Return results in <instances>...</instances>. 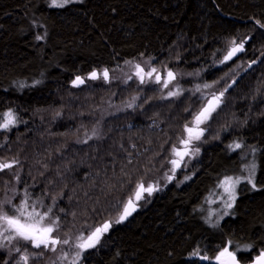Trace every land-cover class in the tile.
I'll list each match as a JSON object with an SVG mask.
<instances>
[{
  "label": "trees",
  "instance_id": "16d2710c",
  "mask_svg": "<svg viewBox=\"0 0 264 264\" xmlns=\"http://www.w3.org/2000/svg\"><path fill=\"white\" fill-rule=\"evenodd\" d=\"M256 19L264 22V0H84L64 9L49 8L47 0H0V111L13 108L26 121L0 132V159L18 157L22 167L19 184L12 176L16 168L0 172V198L11 195L6 183L19 190L26 182L46 204L55 198L62 232L74 234L115 219L137 183L158 184L160 190L145 193L101 246L85 253L86 264H203L188 260L194 248L212 256L229 240L241 249L252 244L238 259H254L264 250V190L240 192L234 215L218 228L206 222V203L226 175L239 173L242 155L252 159L253 146L261 166L257 183L264 185V39ZM247 36L253 39L244 52L214 64L231 39ZM253 59L258 63L245 71ZM137 63L161 75L165 66L176 72L173 84L182 94L163 99L160 84H140L134 76L125 83ZM237 63L241 67L222 80ZM104 68L110 83L72 86L77 74ZM233 78L224 104L203 127L193 175L182 182L179 173L180 183L176 175L169 182L172 148L182 147L184 125L203 106L195 86L219 80L204 90L208 95ZM132 96L140 97L137 107L126 108ZM89 136L87 143L77 142ZM235 142L242 148L228 147ZM0 255L8 258L6 251Z\"/></svg>",
  "mask_w": 264,
  "mask_h": 264
},
{
  "label": "snow or ice",
  "instance_id": "6c2138e0",
  "mask_svg": "<svg viewBox=\"0 0 264 264\" xmlns=\"http://www.w3.org/2000/svg\"><path fill=\"white\" fill-rule=\"evenodd\" d=\"M84 0H47L48 7L52 9H64L67 6L74 3H83ZM255 25L262 31L259 32V38L264 39V22L259 19L255 20ZM38 40L43 39L42 36L36 37ZM252 36H247L237 42L236 38L231 39L228 47L223 50L222 58L219 60L214 59V64L217 66L228 64L232 61L238 53L245 51V45L252 40ZM221 51V50H217ZM264 55V53H262ZM126 63H132L127 61ZM256 59L251 60L247 68V71L251 69L253 65L257 64ZM241 67L239 63L231 67L225 72V75L221 77L222 80H226L229 76H232L237 68ZM135 71L132 75H129L125 83L128 80H132L133 76L138 79L140 84L151 82L160 84L161 97L163 99L177 98L182 94V89L179 84H173V81L177 80V73L168 69L165 66L166 75L162 78L161 74L155 67H150L148 71H145L141 64L134 65ZM155 74V75H154ZM189 75H199V73H190ZM147 77V81H146ZM102 79L105 83H110L112 77L110 76V69L104 68L102 71L92 70L85 75L77 74L72 80L73 87H79L85 84L86 80L96 81ZM236 79L233 78L231 83H227L223 90L212 91L208 95H204V90L214 88L215 84L220 83L219 80L214 81L213 84L204 83L202 86L197 84L194 89V93H201V99L203 100V106L199 111L195 112L191 125H184V132L187 134L186 138L180 140V144L183 146L178 149L173 146L172 155L178 159H170L169 163L172 165L171 175L165 174L166 179L171 182L174 179V175L177 169L184 165L187 167L188 161H185V157H193L198 155L200 148L196 146L199 142H202L206 128L201 127L205 125L213 117V113L225 102V93L228 92L234 84ZM37 80L35 84H39ZM172 84V88L169 85ZM25 85L21 84L23 88ZM35 86V85H33ZM167 89L165 93L164 90ZM140 100L139 96H132L126 103V108L133 109L137 107L136 102ZM143 102H147V98H144ZM59 115V114H58ZM20 123H26L20 118L17 111L13 108L0 111V132L8 133L13 128L18 127ZM87 135V134H86ZM93 136H96V130L93 129ZM6 139V137H5ZM88 139H92L89 136L83 141H77L78 143H87ZM3 147V144H0ZM229 148L239 150L242 148V142H235L228 145ZM259 150L253 146L251 150L252 159L249 160L248 156L242 155L241 159L244 161L243 167L239 169V173L236 175H226L222 181L219 182V187L223 189V208L224 211L220 214L219 219L213 223L209 217L206 222L213 228H218L220 220L226 216H233L234 213L231 209L235 206L240 192L248 189L252 191L264 190V185H258L257 173L260 171V164L257 163V152ZM21 161L18 157L8 159H0V172L6 169L16 168L17 171L12 173L13 179L17 184L20 183V171L22 170ZM45 167H47L45 165ZM191 177L186 176L185 179ZM245 186V189H241V185ZM7 191L11 195L0 198V253L5 251L8 253V258L5 259L3 255H0V264H10L14 261V264H37L38 261H42L45 258L49 260V264H86L85 253L90 250H95L101 246L102 241L106 235H108L115 224L124 223L128 217H130L135 211H137L139 202L144 199V194L147 193L151 196L154 192L159 191V185L149 184L145 186L144 183H137L135 190L125 202H122V207L116 209L115 219H107L97 225H89L85 230H77L76 233L62 232L64 225L62 218L55 214L56 208L55 198H51V203L46 204L43 197H34L33 193L29 191L30 185L25 186L22 189H17L15 186L8 187L5 185ZM59 212H64L63 208H59ZM75 216V213H72ZM253 249L252 244H245L243 249L234 241L229 240L225 245L220 246L213 253L212 256L207 254V251H202L199 247L194 248L188 256V260L195 261H209L214 264H264V250L258 251L254 259L250 257H240L238 259V252H250ZM36 250V251H33ZM52 253L53 256L47 254ZM118 255V254H117Z\"/></svg>",
  "mask_w": 264,
  "mask_h": 264
},
{
  "label": "rangeland",
  "instance_id": "374dc122",
  "mask_svg": "<svg viewBox=\"0 0 264 264\" xmlns=\"http://www.w3.org/2000/svg\"><path fill=\"white\" fill-rule=\"evenodd\" d=\"M139 64H141V63H139ZM134 65L135 64H133V65L131 64L130 65V68H131V70L133 69V71H135ZM141 66H142V64H141ZM165 75H166V73H164L163 75H161L162 78ZM201 127H204V125H201ZM185 138H186V136H185ZM196 146L200 148L199 154L198 155H195L193 157H185V161H188L187 167H185L184 165H181V167L179 169H177L178 171L175 173L176 179L178 180L179 183H180V181H179V175L180 174L179 173H182V175H181V177H182L181 179H183L182 182H185L186 180H188V179H185L186 176L191 177V175H193V169L195 168L196 160H198L199 156L202 153V145H201V143L199 142L198 144H196ZM182 147L180 146L179 149L182 148ZM172 159H178V158L173 156ZM171 168H172V165L170 164V171H171ZM175 175H174V177H175ZM223 195H224L223 194V189L220 188L219 185H218L217 190L214 191L211 194V196L209 197V199H208V201L206 203V206H208V212H209L208 218L210 217L211 218V221L213 223H215V221L217 219H219L220 214L224 211V208H223ZM143 200H141V201H143ZM232 209H231V211H232ZM222 220H220V222Z\"/></svg>",
  "mask_w": 264,
  "mask_h": 264
},
{
  "label": "water",
  "instance_id": "95a60500",
  "mask_svg": "<svg viewBox=\"0 0 264 264\" xmlns=\"http://www.w3.org/2000/svg\"><path fill=\"white\" fill-rule=\"evenodd\" d=\"M238 54H239V53H238ZM238 54H237V55H238ZM135 212H136V211H135ZM135 212H134V213H135ZM134 213H133V214H134ZM133 214H132V215H133ZM201 262H202L203 264H207V263H208V261H201Z\"/></svg>",
  "mask_w": 264,
  "mask_h": 264
}]
</instances>
